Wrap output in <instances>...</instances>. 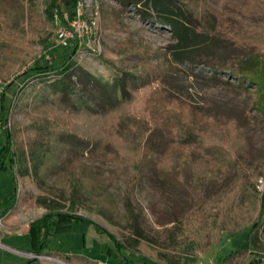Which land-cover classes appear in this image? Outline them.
Masks as SVG:
<instances>
[{"label":"trees","instance_id":"obj_1","mask_svg":"<svg viewBox=\"0 0 264 264\" xmlns=\"http://www.w3.org/2000/svg\"><path fill=\"white\" fill-rule=\"evenodd\" d=\"M17 1L0 0L1 11L9 13L8 24L16 29L12 33L0 22V79L4 80L0 82V140L3 138L0 141V173L16 169L20 176L32 175L44 181L50 172H55L53 182L56 186L72 182L112 220L119 214L115 199L101 186L98 191L91 190L88 180H96L97 167L82 163L75 153L123 162L138 172L130 183L126 206L135 221L136 236L144 238L141 212L131 206L130 192L144 170L154 169L159 180L191 198L192 206L182 211L174 208L172 219L161 222L164 227L159 232L161 245L174 248L184 264L196 261L193 251L202 232L208 239L218 232L238 236L251 226L248 236L251 241L258 236L264 237V191L259 198L252 190L263 169L250 163L248 139L252 126L264 128L263 37L243 32L225 13L215 16L212 32L206 33L193 19L197 15L188 3L193 4L194 0H118L121 4L119 14L106 15L105 24L115 28L117 19L121 20L127 6L133 4L146 8L145 18L157 16L169 25L173 41L168 50L176 59L205 61L214 71L208 77L210 81L244 96L245 119H240L196 105L186 95L176 94L166 85L154 86L150 77L114 63L120 77L112 84L105 82L80 66L74 67L71 55L78 46L76 40L75 48L66 57L53 64L43 59L16 75L23 51L15 42L25 37L20 35L25 28ZM78 1L48 0L45 13L51 20H55L58 13L68 25L63 8L70 6L75 12ZM256 1L264 6V0ZM230 7L264 22V8L255 10L243 3H230ZM104 57L109 58L106 53ZM226 71L238 82L218 76ZM51 74H59V77L50 80ZM11 76H15L14 79L6 82ZM75 76L77 81L73 79ZM247 82L256 84L257 89H249ZM15 86L20 99L51 120L53 128H40L43 133L40 136L49 135L52 145L46 147L41 140L31 138L27 134L29 127L11 125L7 98ZM121 90L123 97L119 98ZM17 106L15 104L14 109ZM181 129L191 138L181 140L178 136ZM233 129L236 134H232ZM236 136L240 138L239 143L231 142ZM200 137L219 138L227 146L206 145ZM47 164L50 167H45ZM121 172H125L124 169L117 170L116 174ZM39 202L47 211L29 223L30 252L33 254L50 255L53 238L71 230L74 222H80L94 226L100 235L111 239L112 243H98L105 246L108 256L122 264H139L137 258L142 253L138 249V238L120 239L94 220L65 210L66 206L59 200L40 196ZM71 204L75 206L76 201L72 200ZM12 208L1 213L0 218ZM255 208L259 211L251 225L249 221L254 217ZM185 222L196 228L198 237L192 238L184 232ZM169 224L172 226L168 227ZM233 256L231 253L230 257ZM263 257L264 253H257L250 264H264ZM35 262L32 258L22 264Z\"/></svg>","mask_w":264,"mask_h":264},{"label":"rangeland","instance_id":"obj_2","mask_svg":"<svg viewBox=\"0 0 264 264\" xmlns=\"http://www.w3.org/2000/svg\"><path fill=\"white\" fill-rule=\"evenodd\" d=\"M8 2L14 3V0ZM17 2L22 10L19 12L22 13L20 20L25 28L20 35L25 37L15 42V46L23 51L22 64L15 70L16 75L43 59L53 64L58 59L66 57L75 48L74 40H69L67 44L59 42L58 35L65 24L58 13L55 15V20L48 18L45 13L48 0H33L32 4L28 0ZM230 3H243L255 10L264 8L263 4L256 0H194L193 4L188 3V5H191L197 15L193 19L206 33L212 32L215 16L225 13L243 32L264 38V22L256 21L233 10ZM98 6V14H95L96 5L87 9L88 13H94L99 21L95 33L87 39L92 47L81 48L77 42L78 46L71 55L74 67L80 66L110 84L120 77L119 69L114 64L123 69L136 70L139 75L153 79L154 86L166 85L174 93L186 95L196 105L210 108L221 115L245 119L244 96L234 89L223 88L220 84L210 81L208 77L214 73L210 65L202 60L196 62L178 60L173 52L168 50V45L173 41L172 29L169 25L161 22L157 16L145 18V7L129 4L121 20L117 19V26L110 28L105 24L106 15L119 14L120 2L98 0ZM63 9L72 17L73 7L64 6ZM8 14L0 9V22H4L6 30L15 33V27L8 24ZM1 36L0 32V38ZM105 53L109 58L104 57ZM218 76L238 82V79L231 77L227 71L220 72ZM14 77L7 78L6 82L12 81ZM49 77L53 80L58 78L59 74H51ZM73 79L78 80L77 76ZM3 81L0 79L1 83H4ZM246 85L250 86L249 89L252 91L257 89L256 84L247 82ZM19 96L17 87L11 88L7 98L11 125L29 127L27 134L31 138L35 141L41 140L46 147L52 145L49 135L40 136L43 134L40 128H53L51 120L34 110L32 105H27ZM118 97H123L122 90L118 92ZM15 104L18 106L14 109ZM233 130L232 134H236ZM178 136L183 141L191 138L183 129L179 130ZM248 139L251 145L250 163L254 166L260 165L263 169L262 175L252 187L254 194L260 198L264 191V128L252 126ZM199 140L206 145L227 146L222 139L215 137H200ZM0 141H3L2 137ZM230 141L239 143L240 138L236 136ZM75 156L87 166L97 167L94 176L97 178L93 181L88 180V186H91L93 191H98L101 186L111 192L119 214L112 220L106 217L93 199L81 189L75 188L72 182L67 186H56L53 182L56 179L55 172H50L44 181L32 175L20 176L16 169L1 172L0 214L10 207L13 208L0 218V264H22L32 258L37 261L34 264H122L107 255L104 245L98 244L112 243L111 239L107 235H100L94 226L80 222H74L71 230L53 238L50 255H35L30 252L29 223L47 211L39 202L40 196L61 201L66 206L65 210L94 220L120 239L130 241L132 237L138 238V249L142 253V256L137 258L139 264H184L174 248L161 245L159 232L164 227L161 222L172 219L174 215L172 211L188 210L192 206L188 194L163 183L154 169L144 170L135 188L130 192L131 206L141 212L140 225L145 237L140 238L135 234V221L132 220L126 206L129 186L136 179L137 170L114 159L91 157L90 154H78V152ZM47 165L45 167H50L49 164ZM120 169H124L125 172L116 174ZM72 200L76 201L75 206H72ZM258 211L259 209L255 208L254 217L249 221L251 225ZM167 226L170 227L172 224ZM183 228L188 236L198 237L196 228L191 224L185 222ZM250 231L251 226L238 236L218 232L212 239H208L202 232L198 238V246L193 251L196 261L188 264H250L257 253H264V237L258 236L251 241L248 238ZM231 253L233 257H230Z\"/></svg>","mask_w":264,"mask_h":264},{"label":"built area","instance_id":"obj_3","mask_svg":"<svg viewBox=\"0 0 264 264\" xmlns=\"http://www.w3.org/2000/svg\"><path fill=\"white\" fill-rule=\"evenodd\" d=\"M93 5H96L95 14H98V0H79L75 5V12L72 17L65 13L64 16L68 21V25L62 27L59 32L58 37L61 44H67L69 40H76L81 48L84 46L92 47L87 39L95 33V29L99 26L95 14L88 13L89 10H87L88 7L90 8Z\"/></svg>","mask_w":264,"mask_h":264},{"label":"water","instance_id":"obj_4","mask_svg":"<svg viewBox=\"0 0 264 264\" xmlns=\"http://www.w3.org/2000/svg\"><path fill=\"white\" fill-rule=\"evenodd\" d=\"M76 52V51H75Z\"/></svg>","mask_w":264,"mask_h":264}]
</instances>
